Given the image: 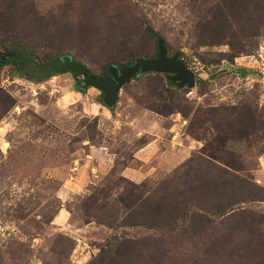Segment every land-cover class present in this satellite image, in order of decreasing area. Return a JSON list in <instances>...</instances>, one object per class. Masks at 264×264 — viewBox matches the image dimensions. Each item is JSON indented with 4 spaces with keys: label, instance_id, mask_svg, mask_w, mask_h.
<instances>
[{
    "label": "rangeland",
    "instance_id": "374dc122",
    "mask_svg": "<svg viewBox=\"0 0 264 264\" xmlns=\"http://www.w3.org/2000/svg\"><path fill=\"white\" fill-rule=\"evenodd\" d=\"M219 1L0 0V56L69 55L112 79L128 53L156 56L152 29L196 74L191 89L137 77L108 108L81 75L0 67V264H264V29L227 23ZM21 17L36 32L15 40ZM209 180L233 183V207L199 204Z\"/></svg>",
    "mask_w": 264,
    "mask_h": 264
},
{
    "label": "water",
    "instance_id": "95a60500",
    "mask_svg": "<svg viewBox=\"0 0 264 264\" xmlns=\"http://www.w3.org/2000/svg\"><path fill=\"white\" fill-rule=\"evenodd\" d=\"M158 51L155 57H138L131 64L123 67L111 66L110 75L112 79H102L94 76L91 70L82 62L74 61L69 55L62 56L61 59H53L41 67L27 65L23 74L33 73L37 78L45 80L61 74L71 73L77 81L78 75L83 76L79 86L82 89L90 87L97 88L104 94V104L108 108H113L120 96L123 87L132 80L145 74H165L170 81L178 85L179 89L184 87L193 88L196 85V74L187 67L180 59L181 53L177 52L174 56L169 55L166 42L163 38H157ZM20 66L27 64L25 53L17 57ZM116 82V84H114Z\"/></svg>",
    "mask_w": 264,
    "mask_h": 264
},
{
    "label": "trees",
    "instance_id": "16d2710c",
    "mask_svg": "<svg viewBox=\"0 0 264 264\" xmlns=\"http://www.w3.org/2000/svg\"><path fill=\"white\" fill-rule=\"evenodd\" d=\"M264 1V0H220V4L218 5L219 6V9L221 11V13H225L226 14V22L229 23L230 19L232 20L231 23L234 25V24H238L239 22H246L245 20H247V24L250 25V30H251V33L252 35L255 34H259V32L261 31V29H264V6L261 8V13L259 14V17L258 19H255V18H252L251 17V10L257 6L259 4H261V2ZM259 8V7H258ZM260 9V8H259ZM248 15L249 19H244V15ZM239 18V19H238ZM9 19H6L4 18V24H6L8 22ZM2 24H3V15H2V20H1ZM11 22H14L12 23L10 29H15L16 28V25L18 24L21 31H18L17 33H11V30H9L11 36L13 39L15 40H21L23 37H22V32H36V29H32L30 27H28L27 23L25 22L24 18L21 17V18H18V19H15ZM20 23H23V27L20 25ZM254 23V24H253ZM257 23V24H255ZM253 24V25H252ZM17 25V26H18ZM215 27V30H218L220 31L222 28L221 27H217V26H214ZM23 30V31H22ZM212 31H215L211 28ZM146 33L148 34V36L151 38V39H154L155 37L158 38V36H156V34L153 32L152 29H146ZM214 41V40H213ZM225 41V38L224 39H219L211 44H223ZM210 44V43H209ZM230 47H232V50H234V47L232 44H230ZM238 51H241L242 50H238ZM21 53H18L17 51H10L8 56L7 57H3V56H0V67H5L9 64H14V63H18L19 61L17 60V57L20 56ZM145 53H142V54H139V53H136V54H133V53H128V56H127V59L129 61L128 64H131L133 60H135L136 58L138 57H144ZM31 57V56H30ZM73 58V57H72ZM147 58H151V57H147ZM53 59H57V58H53ZM51 59V60H53ZM74 61H76L74 58H73ZM50 61V60H49ZM111 65H117L119 63V61H114V60H111L109 62ZM124 65H127V64H119L118 66L119 67H123ZM171 108H176L178 109L179 107L173 105L172 107H169V106H164V109L163 110H171ZM204 153V152H203ZM210 157V156H209ZM193 161V160H191ZM233 168V167H232ZM227 172V171H226ZM229 173V172H228ZM187 176L189 173H186ZM235 177V176H234ZM209 178V177H208ZM237 178V176H236ZM211 181V183L213 184L214 183V187H216V190L214 192H212V185L210 186V191H205L204 189L202 190V187L199 188V190L197 189H193V194H195V197L198 199L199 197V204L201 203L200 201L201 200H209L211 197L212 198H215V196L217 194H226V202L224 204L223 207H226L228 209H230L231 207L234 206V202L235 200L232 199L231 195H235V191H234V188H233V191L230 192L227 190V187H233L231 182H228L226 183L227 187L220 184L218 181H214V180H209ZM219 187H222V190L219 192L218 190H220ZM239 188V186H238ZM210 192L211 195H207L208 193ZM199 193V194H198ZM231 194V195H230ZM194 197H191L190 201H188L190 204L193 205V199ZM203 205V204H202ZM176 205L173 206V208L175 207ZM195 206L197 208H199V214L198 216H194V217H201L202 218V221H206L208 219H212V217H210L208 214V216L204 215L203 211H206V208H203V207H200V205H198V203L195 204ZM217 209L215 210H211L212 212H215L217 211L218 214L221 210H224L223 208H221L220 205H216ZM168 207L170 208V205H168ZM213 208H215L213 206ZM136 209H139V212L140 210H142L143 208H141V205H135V211ZM174 209H177L176 207ZM138 211V210H137ZM210 211V213H211ZM208 212V211H207ZM205 213V212H204ZM144 215H142L143 217Z\"/></svg>",
    "mask_w": 264,
    "mask_h": 264
},
{
    "label": "flooded vegetation",
    "instance_id": "af4514ba",
    "mask_svg": "<svg viewBox=\"0 0 264 264\" xmlns=\"http://www.w3.org/2000/svg\"><path fill=\"white\" fill-rule=\"evenodd\" d=\"M30 58V59H29ZM27 57V63H28V61L29 62H32V59H31V57ZM18 65H19V67L22 69V72L25 70V67L28 65V64H26V65H24V67H21L20 66V61L18 62ZM82 76V75H81ZM76 79V78H75ZM78 80H79V75H78ZM78 82V81H77ZM114 84H116V82H114Z\"/></svg>",
    "mask_w": 264,
    "mask_h": 264
}]
</instances>
